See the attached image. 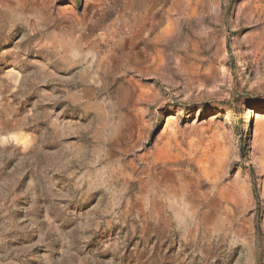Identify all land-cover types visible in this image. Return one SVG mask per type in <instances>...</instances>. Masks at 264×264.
I'll return each mask as SVG.
<instances>
[{
  "label": "rangeland",
  "instance_id": "1",
  "mask_svg": "<svg viewBox=\"0 0 264 264\" xmlns=\"http://www.w3.org/2000/svg\"><path fill=\"white\" fill-rule=\"evenodd\" d=\"M0 264H264V0H0Z\"/></svg>",
  "mask_w": 264,
  "mask_h": 264
},
{
  "label": "bare ground",
  "instance_id": "2",
  "mask_svg": "<svg viewBox=\"0 0 264 264\" xmlns=\"http://www.w3.org/2000/svg\"><path fill=\"white\" fill-rule=\"evenodd\" d=\"M196 14V13H195ZM173 33H175L174 32V30H170V32H169V34H162L161 36H159L158 38H157V40H164V39H168V37L171 35H173ZM162 66V65H161ZM260 124H261V116H260V114L258 113L257 114V119H256V121H255V125H254V129H253V133L254 134H257L258 133V131H259V129H260ZM199 130L198 129H195L193 132H191V133H189V134H192V135H194V136H198L199 135ZM219 132V131H218ZM217 132V133H218ZM224 134V133H223ZM173 138V136H170V139H172ZM196 138V137H195ZM192 141H194L193 139H192ZM195 143H197V142H195ZM215 151V161H216V165L218 166V167H220V166H222V164H223V161H224V156L226 155V154H228V152H229V147L227 146V144H225V143H221V144H219V145H217V147H216V150H214ZM244 194H245V192H242V196H244ZM239 196V195H238ZM240 201H242L241 199H240Z\"/></svg>",
  "mask_w": 264,
  "mask_h": 264
},
{
  "label": "water",
  "instance_id": "3",
  "mask_svg": "<svg viewBox=\"0 0 264 264\" xmlns=\"http://www.w3.org/2000/svg\"><path fill=\"white\" fill-rule=\"evenodd\" d=\"M255 121H256V116L254 115V116L252 117V122H251V130H252V131H253V129H254Z\"/></svg>",
  "mask_w": 264,
  "mask_h": 264
}]
</instances>
